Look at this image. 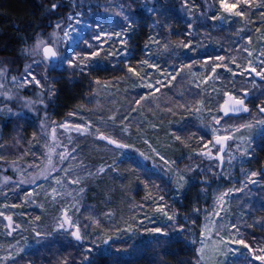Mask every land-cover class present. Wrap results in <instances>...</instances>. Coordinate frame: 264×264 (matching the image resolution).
I'll list each match as a JSON object with an SVG mask.
<instances>
[{
    "label": "rangeland",
    "instance_id": "1",
    "mask_svg": "<svg viewBox=\"0 0 264 264\" xmlns=\"http://www.w3.org/2000/svg\"><path fill=\"white\" fill-rule=\"evenodd\" d=\"M59 1L70 6L65 18L26 62L0 61V264L46 263L52 244L57 264L75 250L121 261L156 250L168 264L175 249L191 264H264V167H250L264 139V80L236 67L264 66V2L235 0L242 17L212 21L214 0ZM47 45L55 64L42 56ZM107 65L112 76L82 106L46 115L54 71ZM227 89L253 100L248 115L222 117Z\"/></svg>",
    "mask_w": 264,
    "mask_h": 264
},
{
    "label": "trees",
    "instance_id": "2",
    "mask_svg": "<svg viewBox=\"0 0 264 264\" xmlns=\"http://www.w3.org/2000/svg\"><path fill=\"white\" fill-rule=\"evenodd\" d=\"M57 2L60 1L0 0V61L7 62L13 66L17 65L18 67L26 62L28 52L36 43L38 36L44 31L47 32L54 22L65 18L66 11L69 10L70 6L68 3H64L61 9H58L55 6ZM180 20L175 14L166 19L172 27H175ZM144 26L147 27L148 25L144 24ZM86 40V42H89L88 36ZM93 49H95V46ZM78 52L82 54L86 51ZM87 52L91 53L89 50ZM109 70L108 66L103 70L102 68H97L90 71H82L75 67L69 71H54L53 78L49 82L53 91V104L45 101L44 111L46 115L52 120H60L70 115L83 105L88 95L93 92L94 83L97 80L112 76ZM104 74L106 75L105 77ZM234 78L237 82L241 80L240 75H234ZM225 92L231 91L227 89ZM40 95L39 93L38 95H32V98L39 102ZM238 95H242V93H238ZM246 103L252 106L255 104L251 99ZM5 133L8 135L9 129ZM250 165L254 170L264 167V139L254 151ZM52 246L48 248L50 253L46 251V257L44 258L46 263L40 257H32V263L57 264L61 258L54 256L56 251L54 244ZM155 251L143 252L133 260L121 261L106 253H98L85 258L83 252L75 250L70 252L71 261L65 260L64 264H162L155 260ZM167 256L169 257L167 259L168 264H191V256L187 252L184 254L179 249L168 252Z\"/></svg>",
    "mask_w": 264,
    "mask_h": 264
},
{
    "label": "snow or ice",
    "instance_id": "3",
    "mask_svg": "<svg viewBox=\"0 0 264 264\" xmlns=\"http://www.w3.org/2000/svg\"><path fill=\"white\" fill-rule=\"evenodd\" d=\"M249 2V0H245V3ZM264 2V0H257V3H261ZM183 3L185 4V6H187V0H183ZM214 4L216 7V12L213 13L210 16V19L212 21H216L218 19H223L225 17H233V16H243L244 13L242 11L239 10V3L235 2V0H214ZM189 29H191L192 25L188 26ZM257 31H259V29H257ZM251 41V38L249 37V42ZM184 49H188L191 47V41H189L188 43H184L183 41L179 42ZM245 51L248 52L249 57H251L253 55V53L251 51H249L248 49H245ZM45 54L46 55H54V53L52 52L51 49H45ZM92 55H96V53H92ZM260 55H264V52H261ZM211 57H206L205 58V63H207L208 60H210ZM217 60H224L225 57L223 56H217L216 57ZM257 62L261 65H264V60H260L257 58ZM221 65H216L213 68V71H215V69L217 67H220ZM151 67L155 68L157 67L156 65H151ZM224 67H227L226 65H224ZM237 68H240V74H247L248 76H255L256 78H259L260 80H264V66L261 67H257L252 60H249L248 63L246 65L243 66V68H241V66L239 64L236 65ZM130 72H132L134 75H139V72L137 69L134 68H129L128 69ZM176 77H173V79H175ZM253 84H255V81L252 82ZM149 88L154 87L151 83H149L147 85ZM250 89L245 88L242 89L243 95H248ZM225 100L224 102L219 106L220 109L224 112V113H229L232 111H237L242 109L243 111L247 112L249 111V106L248 104L244 101V99L242 97H237L235 94L231 93V92H225ZM239 106V108L237 107ZM259 112L260 113H264V102L260 103L257 105ZM198 110V109H197ZM217 120V123L219 122V118L216 117L215 118ZM260 123H264V119H262L260 121ZM241 128L243 127H251V124L248 125H240ZM176 139H181L179 136L176 137ZM213 139L217 142V143H221L224 139V137L218 136V135H214ZM205 148H207V145H205ZM208 154H210V149ZM253 175H255V173H253ZM163 210V209H160ZM167 215V213H166ZM172 217L169 216V219H171ZM151 231L153 232H160L162 231L161 229H152ZM74 235H76L74 233ZM77 238L78 235H77Z\"/></svg>",
    "mask_w": 264,
    "mask_h": 264
},
{
    "label": "water",
    "instance_id": "4",
    "mask_svg": "<svg viewBox=\"0 0 264 264\" xmlns=\"http://www.w3.org/2000/svg\"><path fill=\"white\" fill-rule=\"evenodd\" d=\"M45 49H51L52 52L54 53V55H46L45 54ZM42 56H43V58L45 60H47L48 62L53 63V64L57 63V61H58V55H57L56 51L54 50V48L52 46H50V45H47V46H45V47L42 48ZM244 101L246 102L245 99H244ZM237 107L239 108V106H237ZM219 111H220L222 117H224V118H239V117H241L243 115H248L249 112H250V110L247 111V112H245L242 109L237 110V111H232V112H229V113H224L221 109ZM215 144L219 145L220 143H217L215 141ZM225 150H226V145L225 144H222L221 145V152L218 154V160L220 162L222 161V153Z\"/></svg>",
    "mask_w": 264,
    "mask_h": 264
}]
</instances>
